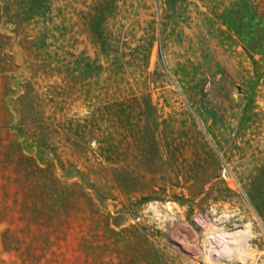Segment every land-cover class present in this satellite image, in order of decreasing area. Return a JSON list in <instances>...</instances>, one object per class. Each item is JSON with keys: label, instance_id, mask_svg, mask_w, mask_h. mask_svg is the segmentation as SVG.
<instances>
[{"label": "rangeland", "instance_id": "rangeland-1", "mask_svg": "<svg viewBox=\"0 0 264 264\" xmlns=\"http://www.w3.org/2000/svg\"><path fill=\"white\" fill-rule=\"evenodd\" d=\"M256 10L0 0V264H264Z\"/></svg>", "mask_w": 264, "mask_h": 264}, {"label": "trees", "instance_id": "trees-1", "mask_svg": "<svg viewBox=\"0 0 264 264\" xmlns=\"http://www.w3.org/2000/svg\"><path fill=\"white\" fill-rule=\"evenodd\" d=\"M256 16L259 17H264V14H259L257 12V10L255 11ZM264 21V18H262ZM262 29H264L263 27H259L258 30L256 29V31H254L253 37H252V41L250 42V44H246L245 38L244 36H242L240 34V39L242 40V42L246 45H244V47H250L251 49H257L260 52L264 53V33H262ZM79 188L84 192L82 186H79ZM33 211V210H32ZM21 215H17V218L19 219H27L28 221H30L31 223H37V224H42L43 220L38 217L40 216L41 213H37V215H33L32 213H30L29 211H22L20 210ZM35 212V211H34ZM2 214H7V212L5 211V208L0 209V215ZM13 215V214H12ZM11 215V216H12ZM37 217V219H36ZM24 222L22 225L20 226H16L14 228H11L9 226H6L3 230H2V242L4 246H10L11 244L15 245L13 246L14 249H19V245L18 244H24V243H28V241L25 238V231H24ZM28 229V227L26 228ZM21 232L23 234H21ZM27 237V236H26ZM29 244V243H28ZM28 247L25 246L24 249H27Z\"/></svg>", "mask_w": 264, "mask_h": 264}]
</instances>
